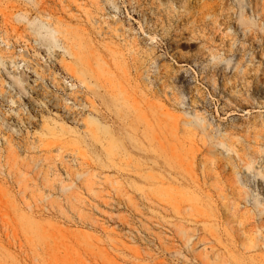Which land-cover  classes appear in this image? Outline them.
Instances as JSON below:
<instances>
[{
	"label": "rangeland",
	"instance_id": "1",
	"mask_svg": "<svg viewBox=\"0 0 264 264\" xmlns=\"http://www.w3.org/2000/svg\"><path fill=\"white\" fill-rule=\"evenodd\" d=\"M263 32L264 0H0V264H264Z\"/></svg>",
	"mask_w": 264,
	"mask_h": 264
},
{
	"label": "bare ground",
	"instance_id": "2",
	"mask_svg": "<svg viewBox=\"0 0 264 264\" xmlns=\"http://www.w3.org/2000/svg\"><path fill=\"white\" fill-rule=\"evenodd\" d=\"M179 8H181V7H179ZM185 8L187 9V5H185ZM175 17H176V15L173 16V19ZM144 18H146V17H144ZM240 25H241L242 29L244 28V30H246V31H244V37H247L248 39L256 38V37H254L255 33L253 32V30L249 29L250 23H248V21H246V19L242 20ZM37 32L39 33V35L41 37V43H43L42 44L43 47L46 49L48 48L49 52H52L53 47H55V48L59 47L62 50H66L68 52L70 51L73 55L76 54L73 52L71 46L66 47L64 43L63 44L60 43V39L58 38V35L60 33H62L63 36H65L67 39L68 34H66L64 31H59V30H56L55 28H52V27H47L45 29V27H43V26L42 27L37 26ZM256 34H259V33H256ZM260 37H262V39L264 40V32L260 35ZM44 48H43V51L45 50ZM229 51H233V48L230 49ZM13 80H14V83L20 84V82L16 78H13ZM86 108H88V107H86Z\"/></svg>",
	"mask_w": 264,
	"mask_h": 264
}]
</instances>
